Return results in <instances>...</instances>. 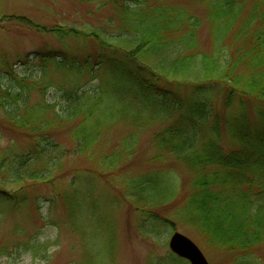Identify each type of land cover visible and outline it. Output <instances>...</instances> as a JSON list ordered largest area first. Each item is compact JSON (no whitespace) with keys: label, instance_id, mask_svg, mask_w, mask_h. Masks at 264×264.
<instances>
[{"label":"trees","instance_id":"trees-1","mask_svg":"<svg viewBox=\"0 0 264 264\" xmlns=\"http://www.w3.org/2000/svg\"><path fill=\"white\" fill-rule=\"evenodd\" d=\"M108 2L125 21L117 35L107 33L105 28L90 33L59 27L42 29L63 36L80 34L96 44L95 59L102 66L98 74L95 71L97 85L78 90L84 74L94 72L89 58L67 62L71 58L46 49L34 56L41 60L42 79L50 68L73 65L78 83L74 84L73 78H66L64 84L49 81L48 87L56 89V102L43 99L30 103L29 94L38 83L16 74H11L10 86L2 92L0 89V108L5 117L14 130L29 138L23 149L9 145L0 152V200L22 204L24 190L33 184L27 180L49 183L57 178L55 184L60 191L55 190V194L74 218V202L79 196L76 191H68L60 178L63 175L55 173L59 171L55 165L70 150L63 144L56 151L59 144L49 135L55 120L61 126L80 119L71 130L76 154L85 150L88 141H97L108 126L123 122L144 127L159 122L165 126L151 142L156 158L171 155L188 175V199L183 215L177 216L211 242L218 237L224 239L217 240L230 250L264 243V9L261 15L246 20L226 44L236 20L237 0L203 1L213 44L208 55L197 49L195 30L199 22L181 9L162 12L148 24L141 14V9L148 6L146 0ZM129 2L138 4L132 7ZM216 15L231 18L219 22L224 27L217 28ZM249 105L253 119L248 116ZM127 108L137 113L120 118L111 114ZM233 109L240 113L241 121L237 122L239 115ZM221 123L227 127L223 132ZM222 134L227 137L226 147L221 144ZM113 153H104L102 158L111 160ZM258 162L262 166H255ZM76 181L73 177L69 188L76 190ZM139 184L137 190L142 194L147 191L156 197L157 193L150 191L154 182L145 178ZM162 221L174 224L171 219ZM31 242L21 246L29 250Z\"/></svg>","mask_w":264,"mask_h":264},{"label":"rangeland","instance_id":"rangeland-1","mask_svg":"<svg viewBox=\"0 0 264 264\" xmlns=\"http://www.w3.org/2000/svg\"><path fill=\"white\" fill-rule=\"evenodd\" d=\"M108 1L0 0L1 92L11 85V74L38 83L29 94L30 103L43 99L57 101L54 97L56 89L48 87L49 81L64 84L66 78L67 81L73 78V83H78L79 79H74L77 78L74 77L77 70L73 65L57 70L50 68L42 79L41 60L34 56L46 49L71 58L66 59L67 62L89 58L94 72L84 74L83 84L78 90H88L97 85L99 80L94 78L95 71L98 74L102 66L95 59L96 44L91 39H82L80 34L63 36L42 29L59 27L90 33L105 28L107 33L117 35L125 21ZM146 1L148 6L141 9V14L147 18L148 24L155 22L152 20L156 15L171 11L169 9H181L198 21L195 30L197 49L210 55L213 44L205 0ZM137 4L128 3L132 7ZM262 9L264 0H237L236 20L225 38L226 44L231 42L235 31L242 29L246 20L261 15ZM230 18L216 15L217 28H223L219 22L224 23ZM43 81L47 86L45 90L42 89ZM215 101L217 104L216 97ZM232 111L239 115L237 122L241 121L237 109ZM136 113L135 109L127 108L123 112L115 109L111 114L120 118ZM248 116L253 119L250 105ZM262 117L264 120V115ZM79 121L64 122L60 126L55 120L51 126L53 130L49 132L54 143L59 144L56 151L60 146L64 147L63 144L70 148L61 162L58 159L60 168L59 163L55 165L59 170L55 173L63 175L60 178H63L61 181L65 182L68 191H76L79 196L74 202V218L66 203L55 194L59 188L55 184L57 178L49 183L41 179L36 182L27 180L33 184L24 190L26 199L22 204L0 200V264H189L181 258L176 260L169 250L168 241L175 231L188 236L209 264H264V243L246 250H230L222 245L224 239L218 237L211 242L195 226L177 216L183 215L184 203L188 199V175L171 155L156 158L151 142L164 124L157 122L139 127L119 122L101 131L97 141H88L85 150L76 154L71 130ZM12 126L0 108V152L9 145L17 150L23 149L29 142L24 133ZM220 127L222 132L227 129L223 123ZM224 134L221 144L226 147L228 141ZM109 152L115 153L111 154V157L114 155L111 160L102 158V154ZM258 165L262 166L261 162L255 164ZM73 177L77 179L76 190L69 188ZM145 178L155 183L150 191L157 193L156 197L147 191L142 194L140 189L137 190V184ZM133 183L136 189L132 188ZM163 218L173 220L174 224L163 222ZM30 240L32 248L24 250L21 245Z\"/></svg>","mask_w":264,"mask_h":264},{"label":"water","instance_id":"water-1","mask_svg":"<svg viewBox=\"0 0 264 264\" xmlns=\"http://www.w3.org/2000/svg\"><path fill=\"white\" fill-rule=\"evenodd\" d=\"M170 252L189 264H209L200 248L186 235L173 232L168 241Z\"/></svg>","mask_w":264,"mask_h":264}]
</instances>
